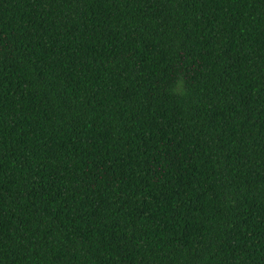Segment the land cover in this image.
<instances>
[{
	"label": "trees",
	"instance_id": "obj_1",
	"mask_svg": "<svg viewBox=\"0 0 264 264\" xmlns=\"http://www.w3.org/2000/svg\"><path fill=\"white\" fill-rule=\"evenodd\" d=\"M0 264H264V0H0Z\"/></svg>",
	"mask_w": 264,
	"mask_h": 264
}]
</instances>
